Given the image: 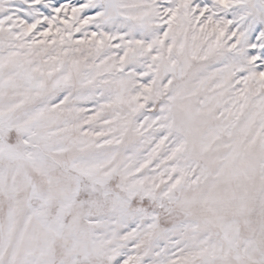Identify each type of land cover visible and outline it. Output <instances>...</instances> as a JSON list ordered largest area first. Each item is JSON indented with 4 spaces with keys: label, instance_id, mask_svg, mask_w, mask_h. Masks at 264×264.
I'll use <instances>...</instances> for the list:
<instances>
[{
    "label": "snow or ice",
    "instance_id": "1",
    "mask_svg": "<svg viewBox=\"0 0 264 264\" xmlns=\"http://www.w3.org/2000/svg\"><path fill=\"white\" fill-rule=\"evenodd\" d=\"M0 264H264V0H0Z\"/></svg>",
    "mask_w": 264,
    "mask_h": 264
}]
</instances>
